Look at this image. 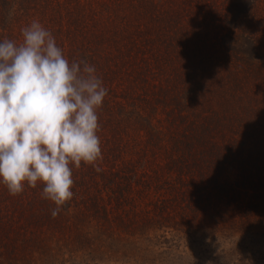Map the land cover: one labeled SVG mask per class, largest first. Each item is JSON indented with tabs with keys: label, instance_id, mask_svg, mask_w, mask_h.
Segmentation results:
<instances>
[{
	"label": "trees",
	"instance_id": "1",
	"mask_svg": "<svg viewBox=\"0 0 264 264\" xmlns=\"http://www.w3.org/2000/svg\"><path fill=\"white\" fill-rule=\"evenodd\" d=\"M210 1L201 18L211 22L200 26L191 16L183 19L178 11L155 10L153 6L162 0H0V42H21V29L39 21L70 63L84 60L95 66V74L110 93L97 109L99 123L130 119L136 128L130 133L134 136L131 143L144 131L145 140L153 145L159 136L152 133L158 130L151 119L158 107L167 124L181 126L179 131H166L167 173L173 168L185 172L195 167L198 176H207L209 186L218 194L222 184L216 179V169L237 159L246 138L254 140L257 152L264 151V121H259V126L254 121L258 116L264 118V0ZM120 84L123 86L114 90L113 86ZM140 100L146 107L143 113L136 108ZM215 127H224L218 132L220 143L213 137L216 133L212 134ZM110 128L114 142L105 144L103 153L114 159L125 150H120L123 142L118 140L116 125ZM255 128L263 133L259 138L254 135ZM243 161L258 166L248 156ZM243 161L240 158L241 165L247 166ZM116 170L99 176L108 184L107 200L121 207L118 218L124 224L123 219L130 216L127 212L135 211L132 205L126 208L129 176ZM87 175L99 190L97 172L88 171ZM242 177L251 180L248 174L242 173ZM73 181L69 202L75 204L77 198L87 195L89 203L97 207L98 195L91 194L82 181ZM184 184L190 183L186 180ZM1 185L0 198H9ZM239 193L247 194L244 190ZM198 195L202 199L211 196L199 189L188 198L191 201ZM28 208L30 217L57 221L51 214L56 208L51 201L38 198L37 203L29 201ZM97 210L106 217L103 205ZM78 229L71 231L76 241L89 237Z\"/></svg>",
	"mask_w": 264,
	"mask_h": 264
},
{
	"label": "rangeland",
	"instance_id": "2",
	"mask_svg": "<svg viewBox=\"0 0 264 264\" xmlns=\"http://www.w3.org/2000/svg\"><path fill=\"white\" fill-rule=\"evenodd\" d=\"M210 3V0H162L153 8L178 11L183 13V19L191 16L193 22L203 26L211 22L205 23L201 18ZM136 108L143 113L146 107L140 100ZM155 114L151 119L158 130L152 133L159 136L155 144L145 140L144 131L138 132L139 142L131 143L130 137L134 136L130 133L136 128L130 119L103 120L98 122L103 127L97 131L102 158L95 165L84 162L79 168L70 165L73 178L82 181L91 194L98 195L94 198L97 207L89 203L86 195L77 198L75 204L65 203L56 215L57 221L47 222L28 216L29 201L46 199L39 186L42 183L38 182L36 188L25 184L24 190L15 196L7 191L9 198H0V264H264V151L257 152L254 140L246 138L243 150L236 153L237 159L216 169V179L222 184V191H226L219 190L217 194L209 186L207 176L199 177L195 167L185 172L173 168L167 173L166 131H179L181 126L167 124L158 107ZM262 120L261 116L254 119L258 126ZM112 124L118 128L119 142H123L120 150H125L114 159L103 153L105 144L114 142ZM220 129H213L212 133H216L213 137L218 143ZM254 135L259 138L263 133L256 129ZM246 156L258 162V166L244 162ZM240 158L247 166L241 165ZM115 170L129 176L126 191L130 201L126 208L132 205L135 211L127 212L130 216L123 219L124 224L118 218L121 207L107 200L108 184L99 176L103 172L113 174ZM88 171L97 172L99 190L88 178ZM242 173L250 175L251 180L242 177ZM186 180L189 185L184 184ZM119 183L124 184V180ZM199 189L211 196L202 199L198 195L190 201L188 196ZM242 190L249 195H241ZM98 205L104 206L106 217L97 210ZM78 227L79 232H88L87 239H74L71 231ZM83 241L86 243L82 244Z\"/></svg>",
	"mask_w": 264,
	"mask_h": 264
},
{
	"label": "clouds",
	"instance_id": "3",
	"mask_svg": "<svg viewBox=\"0 0 264 264\" xmlns=\"http://www.w3.org/2000/svg\"><path fill=\"white\" fill-rule=\"evenodd\" d=\"M21 35L0 42V184L15 196L42 183L55 217L73 197L70 165L102 158L97 109L108 90L95 66L70 63L39 21Z\"/></svg>",
	"mask_w": 264,
	"mask_h": 264
}]
</instances>
